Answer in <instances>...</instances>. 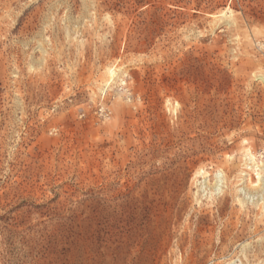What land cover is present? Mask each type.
I'll list each match as a JSON object with an SVG mask.
<instances>
[{"label": "rangeland", "instance_id": "obj_1", "mask_svg": "<svg viewBox=\"0 0 264 264\" xmlns=\"http://www.w3.org/2000/svg\"><path fill=\"white\" fill-rule=\"evenodd\" d=\"M0 264H264V0H0Z\"/></svg>", "mask_w": 264, "mask_h": 264}, {"label": "bare ground", "instance_id": "obj_2", "mask_svg": "<svg viewBox=\"0 0 264 264\" xmlns=\"http://www.w3.org/2000/svg\"><path fill=\"white\" fill-rule=\"evenodd\" d=\"M249 159L252 161V160H253V156L250 155V156H249Z\"/></svg>", "mask_w": 264, "mask_h": 264}]
</instances>
